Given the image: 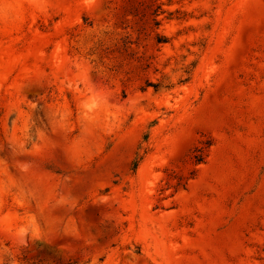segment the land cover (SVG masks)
<instances>
[{
  "label": "rangeland",
  "instance_id": "rangeland-1",
  "mask_svg": "<svg viewBox=\"0 0 264 264\" xmlns=\"http://www.w3.org/2000/svg\"><path fill=\"white\" fill-rule=\"evenodd\" d=\"M0 264H264V0H0Z\"/></svg>",
  "mask_w": 264,
  "mask_h": 264
},
{
  "label": "trees",
  "instance_id": "trees-1",
  "mask_svg": "<svg viewBox=\"0 0 264 264\" xmlns=\"http://www.w3.org/2000/svg\"><path fill=\"white\" fill-rule=\"evenodd\" d=\"M168 40H167V38H164V37H162V36H159L158 37V42H167ZM186 72L187 73H190V70H189V72H188V70H186ZM190 79V76L189 77H186L184 80H180V82H185V81H187V80H189ZM155 87H156V89H158V86H159V84H155L154 85ZM199 151V153H197L196 155H195V163L196 164H200V163H202L203 161H204V159H205V156H204V153L203 152H201V150H198Z\"/></svg>",
  "mask_w": 264,
  "mask_h": 264
}]
</instances>
